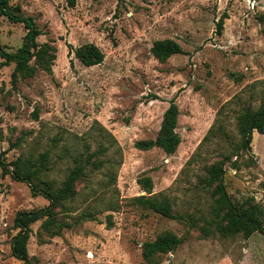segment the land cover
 <instances>
[{"label": "rangeland", "instance_id": "374dc122", "mask_svg": "<svg viewBox=\"0 0 264 264\" xmlns=\"http://www.w3.org/2000/svg\"><path fill=\"white\" fill-rule=\"evenodd\" d=\"M72 1L9 0L34 19L41 32L38 42L53 45L56 59L52 74L38 70L15 87L14 63L0 67L2 159L10 163L48 152V178L56 185L74 156L98 152L95 159L101 163L77 182L76 195L56 208L71 228L51 237L41 221L31 225L30 264H264L261 233L204 236L198 226L211 217L213 202L211 188L199 179L220 156L237 159V116L264 104V39L258 21L264 0ZM25 32L21 23L2 17L0 45L15 52ZM165 38L178 42L183 53L159 62L150 49ZM86 43L102 50L101 64L85 66L69 55L70 48ZM171 100L179 110L176 151L136 148V141L155 138ZM250 145V153L239 151L238 161L251 165L235 170L226 163L223 181L236 204L251 199L264 214V134L253 131ZM143 175L152 178L150 194L168 196L179 219L132 201L150 195L137 181ZM47 205L27 183L0 169V264H25L11 255L18 232L14 217ZM87 212L96 220L82 217ZM192 219L197 226H191ZM163 231L183 241L149 263L141 245Z\"/></svg>", "mask_w": 264, "mask_h": 264}, {"label": "trees", "instance_id": "16d2710c", "mask_svg": "<svg viewBox=\"0 0 264 264\" xmlns=\"http://www.w3.org/2000/svg\"><path fill=\"white\" fill-rule=\"evenodd\" d=\"M70 5H73L71 0ZM5 17L11 23H21L26 32L22 38L21 46L13 53L7 52L0 45V67L14 63L11 73V84L13 87L19 80L34 77L36 72L44 71L52 74V65L56 59V48L48 42L39 43L37 38L41 34L36 27L31 16H26L21 12L19 6H13L9 0H0V24L1 18ZM261 23V34L264 39V13L258 16ZM218 30L222 29V19L217 23ZM152 55L159 61L165 62L174 54L183 53L181 46L173 39L165 38L153 42L150 49ZM85 66L101 64L104 59L102 50L93 43H86L75 49H69L70 53ZM32 62V63H31ZM179 110L176 102L171 100L169 106L164 111L159 130L153 139L138 140L135 147L140 150H150L154 147L160 148L166 154L176 151L181 142V137L176 130ZM239 142L235 145L233 154L236 160L231 159V155L220 156V160L212 163L206 169V175L199 179L204 188H211V217L205 219L198 225L196 220L191 221V226H199L204 236L217 233L222 237H234L241 234L247 238L255 232L264 236V214L262 207L251 199L242 204H236L228 194L224 184L225 164L239 170L240 166H250V162H240L239 151L242 153L251 152L252 132L257 131L264 134V104L257 109H245L237 116ZM213 133L211 128L208 135ZM224 133V132H223ZM225 134V133H224ZM98 152L87 153L82 156H74L73 166L68 169L65 178L59 185L54 179L48 178L51 167L47 165L48 152L41 153L38 157H22L10 163L4 162L0 155V169L2 175H10L16 181L28 184L34 196H42L48 201V205L31 211L17 212L13 227L18 232L11 241V255L18 260L30 264L27 253V242L32 232L31 225L41 221L40 228L48 236L61 235L64 229L72 227V224L61 221L56 211L57 207H63L64 202L76 195V184L84 178L92 169H99L101 163L95 159ZM11 167V168H10ZM111 177V176H110ZM111 180V178H110ZM142 189L148 194L153 188L152 178L147 175L137 179ZM139 206L157 213L165 218L179 219L172 209V204L168 196L163 193L136 196L132 199ZM82 217L96 220L90 212L82 214ZM108 217L107 225H111ZM182 238L170 231H163L153 240L145 241L141 245V254L144 260L149 263H156L159 255L174 252L182 243Z\"/></svg>", "mask_w": 264, "mask_h": 264}]
</instances>
